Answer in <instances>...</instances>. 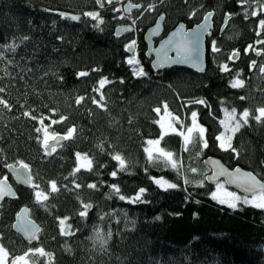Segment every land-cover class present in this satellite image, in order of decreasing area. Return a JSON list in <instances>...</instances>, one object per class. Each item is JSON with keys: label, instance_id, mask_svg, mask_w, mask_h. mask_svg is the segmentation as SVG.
<instances>
[{"label": "trees", "instance_id": "trees-1", "mask_svg": "<svg viewBox=\"0 0 264 264\" xmlns=\"http://www.w3.org/2000/svg\"><path fill=\"white\" fill-rule=\"evenodd\" d=\"M127 1L141 7L126 15ZM150 4L154 7L148 11ZM253 8L258 10L251 0L244 5L237 0H114L104 8H99L96 0H0V44L17 45L15 52L0 48L4 51L0 87L5 88L0 96L11 104L10 110L0 105V178L7 177L16 194L15 199H5L0 205V243L11 255L43 247L52 254L51 264H264V209L242 202L231 209L213 200L210 193L214 186L206 183L209 169L203 164L205 157L214 156L227 167H241L264 179V123L250 118L233 137L235 152L221 149L216 140L223 131L219 124L223 109L235 108L240 113L247 108L255 114L264 106V77L258 82L252 78L261 74L262 62L255 50L261 47L264 57V45L256 43L264 41V30L258 26L264 12L253 17ZM95 10L104 21L99 28L82 15ZM193 10L195 15H191ZM211 11L214 27L206 39L205 72L196 74L184 68L154 72L145 57L143 35L147 28L164 16L165 35L179 22L192 27ZM62 12L81 18H63ZM226 14L231 15L220 32ZM126 24L132 26V32L114 34L118 26ZM133 40L138 45L139 66L147 73L143 77L133 76L126 62L131 56L125 46ZM213 41L218 52L212 51ZM249 45L255 50L246 53ZM234 50L239 53L236 61L228 59ZM253 60L256 66L250 67ZM224 64L230 71H221ZM80 71L89 75L78 77ZM236 73L244 81L242 88L230 87ZM104 77L110 83L101 90L106 105L102 109L92 98L99 99L100 93L93 89ZM78 97H84L80 104L76 103ZM199 99L206 103H194ZM164 104L186 125L191 124V112L196 111L198 122L207 129L208 147L202 150L196 144L185 151L176 134L161 142L182 164V174L163 164L150 165L144 153L145 141L160 136L155 121L164 114ZM158 107L160 115L154 111ZM25 111L37 119L24 116ZM61 116L66 119L52 123ZM40 118L43 126L51 125L50 132L60 135L75 128L73 138L51 155L37 139L43 136L36 131L43 127ZM76 153L88 156L92 170L81 168L72 175ZM117 153L128 167L113 177L110 174L117 170L118 162L112 156ZM20 161L30 169L31 184L48 191L49 182L56 181L59 191L38 204L37 189L17 186L7 176L6 167ZM193 167L197 172L190 171ZM161 176L179 187L159 189L150 177ZM185 178L191 182L185 184ZM89 184L97 188L90 189ZM113 184L126 197L147 189L144 202L120 200L110 187ZM82 203L92 205L86 217L79 215ZM25 206L40 227L31 243L12 230L15 215ZM64 217L74 234L61 235L60 219ZM96 228L113 234L105 251L94 247L90 239ZM47 259L40 257L37 264H45Z\"/></svg>", "mask_w": 264, "mask_h": 264}, {"label": "snow or ice", "instance_id": "snow-or-ice-1", "mask_svg": "<svg viewBox=\"0 0 264 264\" xmlns=\"http://www.w3.org/2000/svg\"><path fill=\"white\" fill-rule=\"evenodd\" d=\"M238 3L241 5L248 4L249 0H237ZM114 3V0H96V4L99 6V8H104L105 4L111 5ZM251 3L258 6L257 8H253L250 15L253 17H256L259 12H264V0H251ZM140 4H133L129 2L127 5L124 6V11H130L132 8H140ZM154 5H148L147 10L151 11L153 9ZM112 11L118 12L120 9L113 8ZM143 13H141L142 15ZM196 11L193 10L191 12V15H195ZM85 17L91 18L93 21H95L94 27L99 28L103 23V18L101 16L100 11H88L84 12L82 14ZM212 12H207L204 16V23L198 26L196 33H190V32H184L183 31V25L180 26V28L177 30V32L174 34L175 37H178V39L170 38L166 43L168 45H171L176 53V58L172 60L173 63H188L192 62L193 66H199L200 61L198 59L194 60L192 53L194 51H197L196 48L192 47L193 44V38L196 39L197 43L200 39H202L203 35L208 31L210 25L208 23L209 19L212 17ZM231 14H226L225 21L230 18ZM248 11L245 9V19L248 18ZM60 16L63 18L71 19L73 21L80 20V15H73L68 13H60ZM135 21H133V24ZM259 28L261 30H264V19L259 20L258 24ZM159 27V24L157 25V28ZM124 30H130V29H124ZM257 35H260V31L257 32ZM23 39H28L27 37H24ZM135 40L131 41L130 44L126 45V50L131 51L132 48L135 45ZM257 44L264 45V41L257 40ZM17 45L15 43L11 44H0V48H3L5 51H12L15 52ZM249 50H255L253 49L252 45H249L248 48H246L244 51L247 53ZM212 51L218 52L219 49L216 47V42H212ZM256 54L259 56L261 55V50H255ZM239 55L238 51L234 50L233 53L228 57L229 60H234ZM4 57V51H0V58ZM127 64L132 67V74L135 77H143L147 75V73L144 71L143 67H140L139 60L132 56L127 59ZM8 63H12V61H8ZM256 61L253 60L250 67L256 66ZM198 70H203L202 68L198 67ZM92 71H97V69H93ZM221 71L228 72L230 71L227 64H224L221 66ZM260 72L264 73V66H260ZM7 74V73H6ZM55 75V73H53ZM89 72L87 71H80L77 73L78 77H85L88 76ZM239 73H236V78L230 81V87L232 88H242L244 87V81L242 79H239ZM123 82V81H121ZM110 81L104 77L98 81V87L94 88L93 91L100 93L99 99L96 97L92 98V103L96 104L98 107L104 109L106 108V105L102 103V101L105 100V96L102 93V89L108 84ZM5 88L0 87V93H4ZM84 97H78L76 99V103L80 104ZM241 100H244L245 97H240ZM196 104H205L206 101L203 99H199L194 101ZM0 105H2L5 109H11V104L4 99L2 96H0ZM154 111L160 115L161 108H156ZM163 112L164 114L160 117L159 120L155 121L156 124L160 127V136L157 139H148L145 141V147H144V153L146 154V159L150 165L153 166H159L160 164H163L165 168H170L173 171H176L178 174H182V164L179 162L178 159L175 158V155L173 152L166 150L164 147H161V142L164 140V138L169 134H176L182 138L183 142V148L185 151H188L190 146L199 144L201 150L203 148L208 147L207 142V129L201 125L198 122V113L196 111L191 112V124L186 125L183 120L179 116L173 115L172 112L168 110V105H163ZM224 112V118L219 120V124L224 129L222 132H220L216 136V140L219 144V147L223 150H231L233 152L236 151V149L232 145V140L234 135L240 131V129L249 123V119H254L257 123H264V106L259 107L255 110V114H253L252 111L245 108L242 112L237 113V110L235 108H232L230 111L229 109L225 108L223 109ZM24 116H30L32 119H37L36 116H33L30 112L25 111L23 113ZM66 117L61 116L59 120H53L52 123H61L64 121ZM40 124L44 125V119L40 118ZM176 125H179V128L176 127ZM51 125L39 127L36 129L38 133H43L42 138L37 137L38 141L41 143V146L45 149L46 153L48 155H51L52 152L56 151V148L59 146H62L60 144L61 140H69L73 138V135L75 133V128L70 127L68 128L67 132L64 135L57 134L55 132H50ZM186 129V131H185ZM53 142V143H50ZM51 149V151H48V149ZM199 154V153H198ZM112 159L118 162V168L116 171H113L110 175L115 177L118 172H123L127 170V163L125 159L120 154H115L112 156ZM76 160L77 165L73 169L72 175H75L76 172L80 171L81 168L86 170H92V161L88 158L86 154L82 156L81 153H76ZM20 169H27L28 165L24 162L20 161L18 162ZM147 168H145V171L147 172ZM191 172L195 173L197 172L196 168H191ZM18 178L22 175H25L24 173L17 172L16 173ZM219 175H227L228 176V183H234L237 184L239 187L243 188L245 193H251V196L245 195L241 197L235 192L228 191L223 184H220L219 182L216 184V189L210 193V196L213 200H216L221 205H227L231 209H236L238 207L239 203H243L245 205H250L255 208L264 209V182H261L250 172H241L240 169H236L234 172L229 173L225 169L221 168ZM152 182L161 190L168 191L170 189H176L179 187L177 183L171 182L167 179H165L163 176L161 177H150ZM210 179H215V174ZM25 183H29L34 189H37L34 192L36 202L38 204H43L45 201L48 200V197L51 193H56L59 191L58 185L56 181H50L49 182V190H39V185H33L31 184V176L27 175L24 179ZM191 181L188 179H184V183L188 184ZM202 186L203 181L199 182ZM76 187L79 188L80 185L76 184ZM90 189L97 188L96 184H89L87 185ZM110 187L113 189V193L118 196V198L122 201H127L129 203H141L143 201V196L146 193L147 189L140 188L138 191L134 194L132 197H126L125 195L121 194V190L118 185L113 184L110 185ZM14 195L12 192L10 186L6 184V180H0V199H3L4 196H10ZM92 208V205L90 203H82V210L79 212V215L81 217H86L88 215V210ZM22 212L25 214L27 213V209H23ZM18 217V223L14 224L12 227L16 228L19 232H21L25 238L31 243V241L37 239V233L40 231L38 226L34 224V222L27 220L24 216H21L20 213L17 214ZM67 217H64L63 219H60V233L61 235H72L74 233H71L69 231L70 225L66 224ZM103 219V217H101ZM112 232L109 230L107 233H104L101 229L96 228L94 230V235L90 237V239L93 241V246L96 247L98 245L99 250L105 251L107 248V245L109 241L112 238ZM40 257H47L48 259L45 261V264H51V257L52 254L49 252H46L43 247H36V248H28L26 251H24L20 255H11L8 248L3 244L0 243V264H37V260Z\"/></svg>", "mask_w": 264, "mask_h": 264}, {"label": "water", "instance_id": "water-1", "mask_svg": "<svg viewBox=\"0 0 264 264\" xmlns=\"http://www.w3.org/2000/svg\"><path fill=\"white\" fill-rule=\"evenodd\" d=\"M128 3H129V1H127L125 3V5H127ZM129 12L130 11H127V12L124 11V14L128 15ZM211 12L213 13V15L208 21V23L210 25L208 31L203 35L202 39H200L198 43H197L196 39L193 38V44H192V47L197 49V51H194L192 53L193 59L194 60L198 59L200 61L198 67L202 68L203 69L202 71L198 70L197 66H193L192 62L173 63L172 60H174L176 58V53H175V50L173 49V47L171 45H168L166 42L170 38L178 39V37H175L174 34L177 32V30L180 28L181 25H183V31L184 32L196 33L198 26L201 25L202 23H204V16L205 15L202 17V20L199 23L193 25L192 27H187V25L184 22H179L173 29H171L165 35H164V28H163L164 16H159L156 19V21L154 22V24L151 25L149 28H147V30L145 31V33L143 35V41H144L145 46H146L145 57L147 60H150L151 69L154 72H158V71H162V70H166V69H172V68H184V69L190 70L196 74H203L206 70V39L211 37L213 27H214V25H213L214 12L213 11H211ZM68 14L76 15L74 13H68ZM158 24H159V27L157 28ZM226 24H227V22L224 20V23L220 27V32H223V30L226 27ZM124 29H130V30H124ZM132 31H133L132 26L129 24H126V25L118 26L115 29L114 34L119 36V35H123L125 33H130ZM133 49H134V47L132 48L131 51L127 50L128 53H132ZM237 57L234 60H236ZM64 141L65 140H61L60 144H62ZM50 143H53V142H50ZM44 151H45V149H44ZM48 151H51V149L49 148ZM203 164L205 166H207L209 169V173L205 177V181L207 184L214 186L218 182L221 181L224 183V185L228 189L234 190L235 192L239 193L242 196H245V195H248L249 197L251 196V193H245L243 188L239 187L237 184L228 183V176L227 175H219L218 174L220 172L221 168L225 169L229 173L234 172L236 169H240L241 172H250V171L243 169L241 167H234V168L227 167L224 163H222V161L219 158L214 157V156L205 157L203 159ZM17 172L24 173L25 175H22L18 178V176L16 174ZM6 173H7V176L11 179V181L14 184H16L17 186H20L22 188H28L30 186L29 183L24 182V179L26 178L27 175L31 176V172H30L29 168L20 169L19 165H9L6 167ZM250 173H252V172H250ZM214 174H215V179H210L211 177L214 176ZM253 175L256 176L255 174H253ZM256 178L258 180H260L261 182H264V179H260L257 176H256ZM0 180H6V184L8 186H10L12 192L14 193V195L4 196L3 199H0V205H1V203L5 199H15L16 194H15V191H14L12 184L10 183V181L7 177L6 178H0ZM23 209H27L26 216L22 212ZM18 213H20L21 216H24L27 220L34 222V224L36 226H38V228L40 229L39 225L34 220L31 219L30 209L28 207L25 206V207L20 208ZM17 214L15 215L14 222H13L12 226L14 224L18 223ZM12 230L15 234L19 235L23 240L28 241L25 238V236L21 232H19L16 228L12 227ZM38 233H37V235H38Z\"/></svg>", "mask_w": 264, "mask_h": 264}, {"label": "rangeland", "instance_id": "rangeland-1", "mask_svg": "<svg viewBox=\"0 0 264 264\" xmlns=\"http://www.w3.org/2000/svg\"><path fill=\"white\" fill-rule=\"evenodd\" d=\"M120 7V6H119ZM123 9V8H122ZM258 50H261V52H262V48L261 47H258ZM137 54H138V45L137 44H135L134 45V49H133V52L132 53H130V56L132 57V56H135L136 58H137ZM261 66H264V57L262 58V60H261ZM262 77H264V73H263V76ZM251 111H252V109H250ZM255 113V112H254ZM162 116V115H161ZM160 116V117H161ZM176 127H177V125H176ZM177 128H179V127H177ZM224 130V129H223ZM220 183V182H219ZM221 184H223L224 185V183L223 182H221ZM224 187L228 190V191H231V192H235L234 190H231V189H228L225 185H224ZM216 189V185H214V189H213V191ZM235 193H237V192H235ZM238 195H240L239 193H237ZM241 197H243L242 195H240ZM216 201V200H215Z\"/></svg>", "mask_w": 264, "mask_h": 264}, {"label": "bare ground", "instance_id": "bare-ground-1", "mask_svg": "<svg viewBox=\"0 0 264 264\" xmlns=\"http://www.w3.org/2000/svg\"><path fill=\"white\" fill-rule=\"evenodd\" d=\"M262 75H263V73L261 72L260 75H254L252 78H253V80H254L255 82H258V81L261 79Z\"/></svg>", "mask_w": 264, "mask_h": 264}, {"label": "flooded vegetation", "instance_id": "flooded-vegetation-1", "mask_svg": "<svg viewBox=\"0 0 264 264\" xmlns=\"http://www.w3.org/2000/svg\"><path fill=\"white\" fill-rule=\"evenodd\" d=\"M257 56H258V55H257ZM258 57H259V61H261L262 58H263V54L261 53V55H259ZM237 58H238V57H237ZM236 60H237V59H236ZM236 60H235V61H236Z\"/></svg>", "mask_w": 264, "mask_h": 264}]
</instances>
